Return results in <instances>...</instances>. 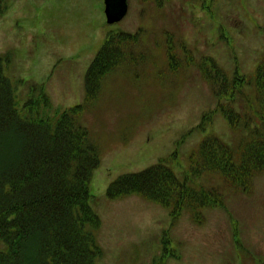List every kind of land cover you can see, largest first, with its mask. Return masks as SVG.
I'll use <instances>...</instances> for the list:
<instances>
[{
  "label": "rangeland",
  "instance_id": "374dc122",
  "mask_svg": "<svg viewBox=\"0 0 264 264\" xmlns=\"http://www.w3.org/2000/svg\"><path fill=\"white\" fill-rule=\"evenodd\" d=\"M126 1L127 16L115 24L107 0H6L0 15V56L20 107L33 85L59 111L84 104L86 75L103 44L138 36L134 58L104 79L80 118L101 159L89 200L101 221L96 264H264V173L248 189L207 174L199 184L219 188L222 203L199 218L185 211L176 225L161 205L107 195L120 176L164 160L184 183L190 156L209 136L231 149L236 165L243 145L256 134L264 139L255 92L264 0ZM224 113L234 122L239 115L238 124Z\"/></svg>",
  "mask_w": 264,
  "mask_h": 264
},
{
  "label": "trees",
  "instance_id": "16d2710c",
  "mask_svg": "<svg viewBox=\"0 0 264 264\" xmlns=\"http://www.w3.org/2000/svg\"><path fill=\"white\" fill-rule=\"evenodd\" d=\"M7 9L6 0H0V15ZM137 42L138 36L131 34L108 39L87 72L85 103L63 111L55 109L37 85L20 107L0 56V264H96L102 257L95 236L101 221L89 202L101 159L80 118L97 100L104 79L129 55L134 58L129 52ZM255 92L261 116L264 59L256 70ZM226 118L233 127L238 124L239 115L235 122ZM168 162L120 176L109 185V199L139 196L170 209L173 225L185 211H197L199 218L201 210L222 203L220 189L202 186L201 178L219 175L230 187L248 189L254 177L264 173V139L256 134L243 145L236 165L227 145L207 137L190 156L184 183Z\"/></svg>",
  "mask_w": 264,
  "mask_h": 264
},
{
  "label": "water",
  "instance_id": "95a60500",
  "mask_svg": "<svg viewBox=\"0 0 264 264\" xmlns=\"http://www.w3.org/2000/svg\"><path fill=\"white\" fill-rule=\"evenodd\" d=\"M122 6L118 4V0H107L106 14L108 17L109 24L119 22L124 18L127 13V2L126 0H120Z\"/></svg>",
  "mask_w": 264,
  "mask_h": 264
}]
</instances>
